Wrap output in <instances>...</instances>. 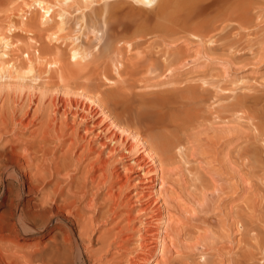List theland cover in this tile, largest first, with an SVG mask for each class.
<instances>
[{
  "label": "rangeland",
  "instance_id": "obj_1",
  "mask_svg": "<svg viewBox=\"0 0 264 264\" xmlns=\"http://www.w3.org/2000/svg\"><path fill=\"white\" fill-rule=\"evenodd\" d=\"M44 1L53 8L47 22L42 9L29 7L33 0H0V92L40 95L55 75L48 57L72 55L73 48L95 55L110 71L103 88L117 100L107 106L128 122V140L138 126L144 140L163 143L166 162L163 218L152 220V227L163 221L164 247L146 231L152 210H140L157 201L117 184L115 203L105 194L98 210H62L67 220L56 226L72 235L66 254L78 263L83 229L90 235L87 264H264V0ZM4 39L12 44L2 56ZM83 122L71 123L66 134L81 138ZM86 134L79 152L101 140ZM10 197L0 194V264H28L27 253L52 228L46 236L17 232L15 219L2 216ZM27 199L24 210L44 215L36 194L25 192ZM144 238L158 244L154 253Z\"/></svg>",
  "mask_w": 264,
  "mask_h": 264
},
{
  "label": "bare ground",
  "instance_id": "obj_2",
  "mask_svg": "<svg viewBox=\"0 0 264 264\" xmlns=\"http://www.w3.org/2000/svg\"><path fill=\"white\" fill-rule=\"evenodd\" d=\"M136 1L150 4L153 0ZM32 6L42 9L44 22L52 18L53 8L46 1L33 0L29 7ZM128 35H125L126 38L135 34ZM11 44L8 39L3 40L5 50L2 56L8 54ZM71 52L72 55L68 56L52 55L48 60L43 55H34L36 59H46L52 66L50 74L55 73L48 79L45 78L46 87L42 94L32 92L29 97L23 98V95L16 96L8 89L0 92V100L3 98L0 102V192H9L11 196L2 216L13 217L15 221L12 228L32 236L38 234L46 236L49 234L46 232L52 228V233L41 239V242H37V245L27 253L26 262H30L28 264H75V258L71 259L64 250L72 235L68 233L66 236L56 226L67 220L62 210L67 214H72V211L79 214L77 208L79 205L81 208L94 210L100 196L105 194L104 200L115 203L117 184L121 188L133 187L135 190L132 194L133 196L135 194L137 199L142 197L145 199L146 196V199L149 197L150 200L157 201L158 204H155L157 206L152 209H149V199L147 200L149 204L142 203L144 206L139 207L141 212L152 210L149 220L144 221L147 225L146 231H153L151 234L154 236L150 237L154 242H158L159 247H164L165 243L164 235L161 236L163 221L160 220L152 227V220L157 216L160 218L159 215L164 213L162 212L164 181L161 180V176L163 164L166 162H163L165 159L159 149L163 143L157 139L154 143L144 140L143 131L138 126L131 131L132 141L128 140L130 133L128 122L125 121L123 125L121 119L117 115H112L107 106V101L111 97L116 99L103 88L110 73L108 66H102V61L96 60L95 55H83L78 48H73ZM8 62L12 68L16 67L12 60L8 59ZM119 63L124 65L122 61ZM133 66L135 68V65ZM121 69L123 67L117 66L118 72ZM54 76L55 80L52 79ZM52 85L58 88L52 91L54 89L51 88ZM98 114H102V119H108L110 122L106 123L102 119L93 121L92 119H95L93 117ZM89 119L91 121L86 123L85 120ZM76 120L78 122L84 120L82 126L77 127L81 138L76 137L74 132L66 134V129ZM21 132H27V137L19 138L18 133ZM86 133L101 140L98 143L89 142L88 148L86 147L88 150L83 149L79 152L82 146L84 148L81 139L88 135ZM68 140L70 142L67 143ZM51 143L53 144L50 145ZM62 148L65 151L62 152ZM93 152L96 155L91 157L90 154ZM109 158H112L111 165L108 163ZM158 172H161L160 176ZM158 179L161 182L160 187L156 189ZM25 192L36 194V203L44 215L38 216L24 210L30 202L29 199L24 200ZM131 212L133 211H130L129 215ZM54 226L56 228L53 229ZM78 236L83 242L78 263L87 264L85 256L90 235H86V231L82 229ZM158 244L152 242L145 244L144 247L154 253ZM147 261L144 259L143 264Z\"/></svg>",
  "mask_w": 264,
  "mask_h": 264
}]
</instances>
